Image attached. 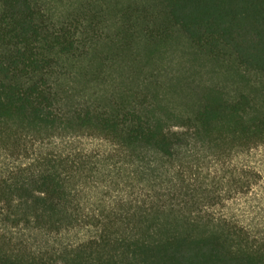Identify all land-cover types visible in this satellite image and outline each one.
<instances>
[{
    "label": "trees",
    "instance_id": "1",
    "mask_svg": "<svg viewBox=\"0 0 264 264\" xmlns=\"http://www.w3.org/2000/svg\"><path fill=\"white\" fill-rule=\"evenodd\" d=\"M261 150L264 0H0V264H264Z\"/></svg>",
    "mask_w": 264,
    "mask_h": 264
},
{
    "label": "rangeland",
    "instance_id": "2",
    "mask_svg": "<svg viewBox=\"0 0 264 264\" xmlns=\"http://www.w3.org/2000/svg\"><path fill=\"white\" fill-rule=\"evenodd\" d=\"M119 71V70H118ZM118 71L114 73L116 76V83L121 80L123 74L125 75L126 70L123 74H118ZM87 145L93 146L99 144V141H93L91 144L87 141ZM251 162L262 171V178L260 179V188L255 190L253 194L248 196L247 202L240 201L233 204V212L239 214L244 222L254 220L256 222H264V150L257 151L256 154L251 158Z\"/></svg>",
    "mask_w": 264,
    "mask_h": 264
}]
</instances>
